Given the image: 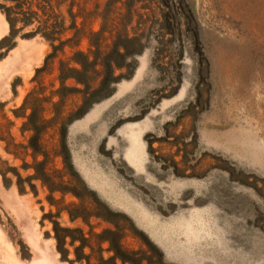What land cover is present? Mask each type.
<instances>
[{
    "label": "rangeland",
    "instance_id": "1",
    "mask_svg": "<svg viewBox=\"0 0 264 264\" xmlns=\"http://www.w3.org/2000/svg\"><path fill=\"white\" fill-rule=\"evenodd\" d=\"M32 1L0 49V264H264V0Z\"/></svg>",
    "mask_w": 264,
    "mask_h": 264
},
{
    "label": "trees",
    "instance_id": "2",
    "mask_svg": "<svg viewBox=\"0 0 264 264\" xmlns=\"http://www.w3.org/2000/svg\"><path fill=\"white\" fill-rule=\"evenodd\" d=\"M5 2H11L14 3L15 6H6V4H0V10L1 12L5 15L6 21L9 24V28H10V32L9 35L7 37H5L1 42H0V49L2 48V43L4 41H13L15 40V38L17 37L18 34H20L22 31H24V29H26L29 25L33 24V20L32 18L37 16V13L35 11L32 10V6H33V1L32 0H4ZM26 7V8H25ZM17 11H24L23 13H19ZM21 22L22 23V27L20 29H16L17 24ZM42 29L38 28L34 31H32L30 34H33V36H36L37 34H42ZM43 35L45 37H48L46 34L43 33ZM14 48V45H8L7 50L10 51ZM3 58L0 57V59ZM42 173V170L39 172ZM0 175L3 177V181L6 187H9L6 184V176L5 173L2 172V170L0 169ZM41 178L40 176L36 175L34 177H31L30 179L28 178V180H33V179H41L43 180L45 183H47L49 180L47 178V176L45 174H41ZM20 179V177H19ZM18 190L21 194L24 193V189L21 188V184H17ZM32 189H34V186H32ZM51 189V192H54L55 189ZM50 203L53 204L54 201L51 199V197L48 198ZM59 214L56 215H49V219L52 218H58ZM52 221V220H51ZM54 224V231H55V239L57 240V252L62 254V259L65 260V256L68 253V250H65L64 246H65V242L67 237H71L72 234H70L71 230H69L68 228H60L59 227V223L54 220L53 221ZM75 243V238H72V242L71 244L74 245ZM83 248H85V244H82L80 247L76 248L77 252L79 250H83ZM65 255V256H64ZM80 261L79 259L76 260V262Z\"/></svg>",
    "mask_w": 264,
    "mask_h": 264
}]
</instances>
